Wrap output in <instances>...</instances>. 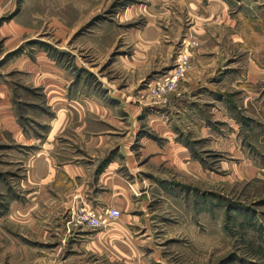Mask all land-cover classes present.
<instances>
[{
    "label": "rangeland",
    "instance_id": "obj_1",
    "mask_svg": "<svg viewBox=\"0 0 264 264\" xmlns=\"http://www.w3.org/2000/svg\"><path fill=\"white\" fill-rule=\"evenodd\" d=\"M219 1L0 0V264H264L263 45Z\"/></svg>",
    "mask_w": 264,
    "mask_h": 264
},
{
    "label": "crops",
    "instance_id": "obj_2",
    "mask_svg": "<svg viewBox=\"0 0 264 264\" xmlns=\"http://www.w3.org/2000/svg\"><path fill=\"white\" fill-rule=\"evenodd\" d=\"M215 2H220L224 5L222 1L213 0ZM242 4H240L241 6ZM247 8L243 7L237 16L244 18L246 23L248 24V28L252 30L254 33V38L261 40L262 45L260 47L259 41L257 42V47L253 50L252 59L249 61L250 69L253 72L250 76V79L247 80V83H250L253 87L264 86V0H253V4L250 7V10H246ZM245 11L253 12V14H246ZM241 15V16H240ZM246 16V17H245ZM46 162V161H43ZM84 169L78 165H63L58 167L55 170L54 180L59 181V177H66L69 180H76L83 176ZM103 194V193H101ZM97 195L96 199L101 200L102 195ZM116 210V209H115Z\"/></svg>",
    "mask_w": 264,
    "mask_h": 264
},
{
    "label": "built area",
    "instance_id": "obj_3",
    "mask_svg": "<svg viewBox=\"0 0 264 264\" xmlns=\"http://www.w3.org/2000/svg\"><path fill=\"white\" fill-rule=\"evenodd\" d=\"M120 217V212L115 209H110L104 214L98 211L95 212H81L80 214L74 213L72 216V223L88 226L93 229L102 228L107 220H116Z\"/></svg>",
    "mask_w": 264,
    "mask_h": 264
}]
</instances>
